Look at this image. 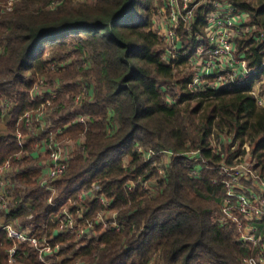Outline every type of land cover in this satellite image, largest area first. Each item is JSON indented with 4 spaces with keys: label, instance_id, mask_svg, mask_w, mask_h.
Wrapping results in <instances>:
<instances>
[{
    "label": "trees",
    "instance_id": "16d2710c",
    "mask_svg": "<svg viewBox=\"0 0 264 264\" xmlns=\"http://www.w3.org/2000/svg\"><path fill=\"white\" fill-rule=\"evenodd\" d=\"M7 1L0 0V121L2 100L13 104L8 107L7 132L0 135V165L29 159L16 158L22 151H32L35 143L28 140L20 145L17 130L28 134L29 128L25 122L18 127L17 121L51 98L31 96L38 77L52 76V63L70 52L87 55L91 68L71 64L54 74H60L72 99L81 87L75 80H66L79 75L96 80L95 98L82 108L89 115L86 122L74 121L76 113L57 121L62 128L60 140L82 135L85 139L84 148L74 152L57 185L63 195L76 196L98 180L114 200L112 207L119 209L121 228L103 231L97 225L99 234L81 245L75 232L56 234L54 242L62 244V264H151L155 254L163 264H247L244 259L251 250L237 240L238 227L220 221V205L228 189L220 166L236 165L249 144L251 155L264 169V106L252 92L264 79V38L254 37L264 31V0H230L237 10L251 15L253 30L238 39V48L256 72L244 82L218 89L211 76V83L200 91L191 90L185 79L177 103L166 100L164 86L172 85L175 66L188 59L179 58L175 66L162 59L163 42L153 29L162 0H95L79 6L63 0L56 8H51L53 0H23L13 10L4 6ZM208 12V6L198 9L192 32L186 24L180 26L190 54L198 34L205 33ZM111 118L118 127L109 131ZM221 136L232 142L217 150L214 140ZM139 147L151 151L152 157L144 160ZM165 151H171L172 160L165 178L159 177V191L150 196L140 180L160 175L157 162ZM191 151L199 152L197 162ZM127 157H131L128 164ZM197 163L199 174L194 172ZM40 173L28 167L21 174L33 187L28 192L33 205L31 210L25 206L13 210L10 217L33 212L37 233L49 237L57 230L61 207L48 203L49 191L39 185ZM129 180L134 185L131 190ZM88 204L87 218L103 207L97 200ZM13 244L1 230L0 264H10L8 250ZM12 264L42 263L34 246L21 243Z\"/></svg>",
    "mask_w": 264,
    "mask_h": 264
},
{
    "label": "built area",
    "instance_id": "2783aa9c",
    "mask_svg": "<svg viewBox=\"0 0 264 264\" xmlns=\"http://www.w3.org/2000/svg\"><path fill=\"white\" fill-rule=\"evenodd\" d=\"M16 1L8 0L4 6L12 10ZM202 6L209 7L204 27L205 33L198 34L196 38L198 44L195 51L190 54L189 49L185 48L186 41L180 34V26L186 24L192 32L196 12ZM155 18L157 21H155L154 31L164 45L162 58L169 64L176 63L179 58H187L190 61L187 86L191 90H204L206 85L211 83L209 80L211 76L216 78L212 85L218 89L232 82H244L256 72V69L249 67L245 51H240L238 48V39L253 30L250 24L251 15L246 11L237 10L230 0H162L157 5ZM260 36L264 38V31L254 37L259 39ZM35 86L38 88L39 84ZM252 92L256 95L259 106H264V93H258L255 87ZM34 100H37L36 96ZM54 104L52 98H47L37 111L52 108ZM20 120H24L29 126L33 121L31 113L23 115ZM81 120L84 121V118ZM61 132V129L56 127L48 132L49 159L46 167L49 175L40 183L41 187L49 191L48 203L61 207L56 215L59 225L54 235L40 236L37 233L38 223L33 212L26 216L29 220L26 225L10 219L9 215H6L4 221H1L0 217V231H6L8 237L14 242L8 250L10 264L14 263L21 243L34 246L38 252L39 261L42 264H50L49 255L54 251L60 252L62 248L61 243L54 242L56 234L75 232L77 241L81 245L84 244L82 242L84 239L97 235V225H102L103 231L111 227L121 228L116 214L108 209L94 217H86V212L91 206L88 202L97 200L105 205L106 199L110 200L98 183L92 181L90 188L82 190L76 196H65L60 192L57 182L63 178L70 163L69 157L64 153L63 144L58 138ZM17 136L20 144H23L24 135L18 131ZM246 149L247 154L236 165L222 163L220 166L221 175L224 177L223 182L226 181L228 186L227 194L221 204L223 216L220 221L232 222L238 227L237 240L251 250L244 259L247 264H264V169L254 160L248 144ZM16 157L19 158L18 154ZM200 169L201 166L198 164L194 169L195 174H199ZM7 171L17 173L21 171V168L13 164L11 160L0 165V216L3 212L20 209L22 206L29 207L31 210V197L16 200V195H12V191L7 189V183L10 181L6 179ZM214 181L217 182L218 179ZM128 186L132 189V184ZM87 197L90 201H87Z\"/></svg>",
    "mask_w": 264,
    "mask_h": 264
},
{
    "label": "rangeland",
    "instance_id": "374dc122",
    "mask_svg": "<svg viewBox=\"0 0 264 264\" xmlns=\"http://www.w3.org/2000/svg\"><path fill=\"white\" fill-rule=\"evenodd\" d=\"M22 1L23 0H17L16 1L17 3L13 7V9L16 6H18ZM72 1L77 6H79L81 4H90V3L95 2V0H72ZM61 2H63V0H53L50 4L51 8H56ZM158 4H159V2H158ZM155 21H157V18L154 19V25H155ZM154 25H153V29H154ZM163 46H162V49H163ZM86 58H87V55L85 57H81V56H78V55L70 52L69 54H67V56L62 61H60V62L56 61V64L55 63L51 64V71L49 73H52L53 77L49 76V74H48L47 77H43V78L38 77L36 79L35 85L39 84L38 88H40V86L42 87L41 92L47 94L48 97H51V98L53 97L54 98L53 101L55 103L52 108L38 110L35 113L39 116L38 119L43 121V123L45 124V125H41L42 131H44V133L49 134L48 132L53 131L55 129V127H56V129L62 130V128L59 127V124L57 121H59L60 118L65 117L66 115H68L70 113L78 114V116L76 117V119L74 121L81 120L82 118H84V121L86 122V120L88 119L89 115L87 113H83L82 108L86 103H90L94 100L96 80L87 78L89 80L88 81L81 75H79L75 79L72 78L69 81L66 80L65 83H68L70 81L75 80L76 82H78V84L81 87V90L79 91L80 93L78 92L76 94L75 98L72 99V96L68 92H66L63 80L62 81L59 80L61 77L58 75H60V74L54 76V74L66 70L65 69L66 66L71 65V64H76L77 67H80V63H81V66H83L84 69L91 68V64L89 61H87ZM166 62H168V61H166ZM173 65L175 66L176 63H174ZM175 67H176L175 68L176 76L171 80V81H173L172 85L170 84V85L164 86V89L167 90V92H168L167 94H165L166 91H164V95H165L166 100L167 101H173V103H177L180 100L179 98L181 97V94L184 91L183 84H184V80L188 78V75L190 73V61L189 60L183 61L182 63H179ZM56 78H58V79H56ZM42 80H43V82H41ZM43 86H44V88H43ZM38 88H36V86L34 87V89H36V90ZM45 88L50 89L52 94L47 92V90ZM255 88H256V91L258 93H264V79L257 82L255 84ZM12 104H13L12 101H6V99H3L1 102V107H3V111L6 112L8 107H10ZM112 119L113 118H111L110 124L108 125L109 131H111L113 128L118 127V121L117 120L114 121V119L113 120ZM36 122L38 124H40L38 120ZM67 126H68V124H67ZM1 130L2 129L0 127V134H1ZM42 131L39 130L37 132V134H44V133H42ZM44 136H45V134H44ZM84 141H85V139H84L83 135L79 139H63V140H61V142L63 144L62 147L64 149L65 155L67 157H69V159H71V157H73L75 151L82 150L84 148L83 147ZM230 141H232V139L221 136L219 139L214 140V144L218 150H222L224 148V145L231 143ZM139 148L144 153V157H143L144 160L150 159L152 157L151 151L145 150V149H143V147H139ZM191 152L195 153L194 156L192 155L193 161L197 162V160L199 159L198 157L200 155L199 152H195V151H191ZM163 153L164 154L161 156L160 161L157 162V164L159 165L160 175H156L150 179H141L140 180V183L143 186L144 190L147 191L148 195H150V196H153L154 194H156L159 191V189H160V184H159L160 178L161 179L165 178L166 171H167L168 166L170 165L171 160H172L171 151H165ZM195 155H196V157H195ZM130 160H131V157H127L126 163L128 164L130 162ZM30 162L31 161H23V163H25L27 165H29ZM45 172H46V175L48 176L49 175L48 170ZM94 182L98 183L99 186H101L98 180H94L93 183ZM128 184H132V189H133V187H134L133 181L129 180L127 182V186H128ZM18 185H20L19 186L20 188L24 187V184L22 182H20ZM128 189H130L129 186H128ZM87 201H90V198L87 197ZM113 201L114 200H112V199H110V200L106 199L105 205L101 203L103 205V207L97 211L96 215L101 213L102 211H105L108 209L109 211L114 212L116 214V217L118 218L119 217V209L112 207ZM111 212H109V213H111ZM161 218H163V215H161L159 217V219H161ZM96 234L98 235L99 232H97ZM163 263H164V261H162V258L159 256V254H155L151 264H163Z\"/></svg>",
    "mask_w": 264,
    "mask_h": 264
},
{
    "label": "crops",
    "instance_id": "0c3cea01",
    "mask_svg": "<svg viewBox=\"0 0 264 264\" xmlns=\"http://www.w3.org/2000/svg\"><path fill=\"white\" fill-rule=\"evenodd\" d=\"M41 86L40 88H38L36 91L33 89L32 91V99L34 100V96L38 98H43L45 97L47 94L45 93H42L41 92ZM44 88V86H43ZM46 89V88H45ZM47 92L51 93L50 89H46ZM52 94V93H51ZM9 111H10V108H8L5 111H3V117L0 121V127H1V134H4L7 132V123L9 120H11V116L9 114ZM37 110H32V111H27L25 114L27 113H31V117L33 119L32 121V125L29 126L26 124V122L24 120H20L21 117L23 115H21L19 118H18V121H17V124H18V127L20 126L19 124L20 123H23L25 122L26 126L29 128V133L28 134H23L21 132V129H18L17 132H16V136H17V133L18 131H20L23 135H24V143L23 144H20V145H25L28 140H33L35 141L34 143V147H33V150L32 151H27L26 153H24L23 151L18 153V157L19 159L23 160L24 157H29V159H25L26 161H31L29 165L25 164V163H16L15 165H19L20 168H21V171H18L17 173L16 172H13V171H7V174H6V179H10V184L9 182L7 183V189L12 191V195H16L15 199L16 200H21L22 198H25V197H31L32 198V205H33V197L32 196H28V192H30L31 188H33L31 185H28L22 178L21 174L26 171L28 169V167H32L34 169H38L40 170V176H39V185L41 183V180L46 178V172L47 171V167H46V164H47V161L49 159V149H48V134L47 133H44V131H42V127L41 125H45L43 123V121H41L40 119H38V115L35 114ZM39 121L40 124H38L36 121ZM56 126V125H55ZM54 127V126H53ZM38 128V129H37ZM42 131V133L45 134H37L38 131ZM0 134V135H1ZM18 138V136H17ZM20 143V142H19ZM17 158V157H16ZM14 164V163H13ZM20 182H22L24 184V187L23 188H20L18 185ZM8 185H11V186H8ZM24 192H27L26 194H24ZM23 207V206H22ZM28 209H30L29 207H27ZM14 210H18V209H14ZM13 211V210H12ZM12 211H7V212H3L1 214V221H4L6 218V215H9V218L10 219H15L19 222H21L22 224L26 225L27 222H29L28 219H26V216L25 217H10V214ZM63 256L60 254L59 251H54L53 253H51L49 255V260H50V264H62L63 263ZM75 264H85V262L83 261H77Z\"/></svg>",
    "mask_w": 264,
    "mask_h": 264
},
{
    "label": "bare ground",
    "instance_id": "6f19581e",
    "mask_svg": "<svg viewBox=\"0 0 264 264\" xmlns=\"http://www.w3.org/2000/svg\"><path fill=\"white\" fill-rule=\"evenodd\" d=\"M249 145V144H248ZM246 146V145H245ZM250 147V146H249Z\"/></svg>",
    "mask_w": 264,
    "mask_h": 264
}]
</instances>
